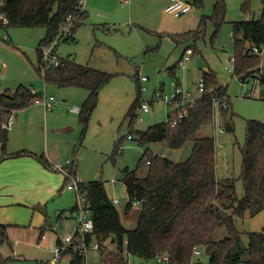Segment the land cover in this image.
Segmentation results:
<instances>
[{
	"label": "rangeland",
	"instance_id": "374dc122",
	"mask_svg": "<svg viewBox=\"0 0 264 264\" xmlns=\"http://www.w3.org/2000/svg\"><path fill=\"white\" fill-rule=\"evenodd\" d=\"M89 1L91 6L90 9L86 7L87 17L83 24L68 40H61L56 46L59 57H71L78 63L111 74L110 80L99 89L96 106L87 122H81L78 114L71 113L69 108H80L88 91L74 86L53 87L44 83L36 71V49L46 34L45 28L0 25V94L6 90L12 92L19 86L36 90L45 87L48 94L54 93L59 98L61 107L55 117L49 115L56 110L47 111V126L43 110L35 107L36 115L32 122L24 123L25 130L16 122L22 121L24 110L34 105L16 111L12 116L13 127L18 128H15V133L11 132L13 127L9 130L6 149L31 147L37 155H44L46 143L47 148L55 153L56 147H63L66 143L68 150L71 149L67 162L73 161L77 180L104 181L108 194L120 200L116 206L122 223L128 229L134 228L140 205L125 212L128 197L127 187L123 184L125 174L129 173L135 180L146 176L148 166H139L145 150L172 161H182L189 157L192 149L190 142L179 148H171L165 142L140 145L136 130H146L167 120V114L173 107L158 99V92L169 96L173 92L171 82L174 80L194 92L202 71L209 69L214 72L218 83L227 88V115L232 116L234 132L224 131L221 106L217 104L214 106L213 124L202 126L197 136L214 138L216 176L219 179L235 178V193L241 198V147L246 123L250 119L264 122V100L257 95L259 82L254 83L251 78L249 82H241L233 74L234 65L229 61L234 53L232 22L257 19L263 7L262 0H224V18L218 24L212 17L214 0H200V6L194 0H186L191 8L180 16L164 10L170 2L166 0H131L127 4L123 0ZM244 4L247 6L245 13ZM186 31L192 32L191 37L177 39ZM187 47L195 49L194 53L185 67L176 66L175 76H172L168 68L180 59ZM260 56L264 69V48ZM226 67H231L232 71ZM141 77L146 80L141 81ZM137 96L140 97L139 103H148L150 109L145 112L137 107L136 119L129 127L126 114ZM117 143L118 153L113 154ZM57 154L63 157L58 151ZM66 163L58 166H66ZM54 170L53 176L59 183L55 196L46 198L44 202L32 203L29 192L16 203L10 201L1 208L9 239L0 244V264H44L51 261L56 236L64 237L76 227V220L72 219L69 210L77 204L76 194L66 189L67 181L62 182L63 173L56 167ZM234 221L243 243L247 244L248 234L264 228V210ZM42 230L44 238L40 236ZM225 234V228L220 227L214 239H221ZM197 249L199 253L194 258L208 264L209 257L203 248ZM63 261L68 264L69 257Z\"/></svg>",
	"mask_w": 264,
	"mask_h": 264
},
{
	"label": "trees",
	"instance_id": "16d2710c",
	"mask_svg": "<svg viewBox=\"0 0 264 264\" xmlns=\"http://www.w3.org/2000/svg\"><path fill=\"white\" fill-rule=\"evenodd\" d=\"M193 2L201 5L200 0ZM262 2L263 7L257 19L232 22L233 74L241 82L256 78L259 83L264 84L260 56L264 48V0ZM77 3L78 0H2L0 13L7 19V23L0 19V25L45 28L46 34L36 49V71L44 83L86 89L88 94L78 116L81 122H87L96 106L98 91L110 80L111 74L77 63L71 57H60L61 65L45 68L44 74L40 70L41 47L57 36L68 15L76 13ZM242 8L245 13L246 4ZM224 12V0H214L212 17L217 24L223 21ZM85 18L84 11L82 22L75 29ZM191 35L192 32L181 33L177 39H186ZM254 47L259 50L258 53L253 52ZM176 66L177 63L168 68L172 76H175ZM201 78L204 81V93L198 99L196 107L190 109L188 116L180 123L173 125L164 121L146 130H136L140 145L165 142L171 148H179L190 142L192 149L189 157L182 161L153 155L148 150L142 153L139 166H148L146 176L140 179L145 189L127 188L129 199L125 203L127 212L132 208V199L142 200L134 228L128 229L122 223L120 211L112 202L104 181H80L79 189L89 203L94 223L87 242H98L103 262H123L128 252L133 257L145 260L166 255V264H203L198 258H194V251L203 248L209 257L208 264H264V228L248 234V242L244 244L234 221L235 218L253 216L264 210V122L250 119L246 123L245 140L241 147L240 178L243 194L239 198L235 193V178L219 179L216 176L214 138L210 135L197 136V131L202 126L213 124L215 101L219 105L223 100L229 103L227 88L218 83L211 70L202 71ZM174 81L178 84V80ZM34 98L30 89L21 86L12 92L6 90L0 94V161L7 157L29 154L25 151L7 152L8 131L2 128V124L15 111L32 105ZM139 100L140 97L137 96L127 111L129 127L136 119ZM227 110L228 108L221 107L223 129L225 132H234L232 116L227 115ZM170 113L167 114L168 118ZM118 150L117 143L113 154L118 153ZM36 157L49 167V162L42 155ZM73 166L71 162V171ZM128 175L126 173L124 179ZM220 227L225 228L226 234L215 240V232ZM7 240L6 227L0 224V244ZM69 255L71 264H83L82 258L76 253L70 252Z\"/></svg>",
	"mask_w": 264,
	"mask_h": 264
},
{
	"label": "built area",
	"instance_id": "2783aa9c",
	"mask_svg": "<svg viewBox=\"0 0 264 264\" xmlns=\"http://www.w3.org/2000/svg\"><path fill=\"white\" fill-rule=\"evenodd\" d=\"M85 0H78L76 13L70 14L66 17L64 23L61 25L59 33L57 36L47 44L41 47L42 57L40 60V70L41 74H44V69L48 67H55L61 65V58L57 55L56 46L59 41L64 38H69L75 29V26L78 23L82 22V13L84 10ZM2 4V0H0V5ZM191 8L190 3L184 2L182 0H170L169 4L166 6L165 11L174 16H180ZM0 19L3 23H7V19L3 17L0 13ZM253 52L258 53L259 50L254 47ZM193 50L188 47L185 49L184 53L177 61V65L181 67H185L186 62L190 59ZM229 61L233 64L234 58L231 56ZM228 70L232 71L231 67H226ZM254 83H257L258 80L256 78H251ZM141 81H145V77L140 78ZM250 78L244 80L243 82H249ZM173 86V92L168 96L166 93L158 92L156 96L158 99H161L169 106L173 108L170 109V117H167L166 122H170L171 124L180 123L184 118H186L189 114V110L196 107L198 99L204 93V81L200 77L194 92L188 91L181 86V84H176L175 81L171 82ZM253 88V87H251ZM259 98L264 100V84L259 83ZM31 94L35 95L32 104L41 106L45 111H51L55 109L59 105V98L52 94H47L44 89L38 91L34 88L30 89ZM219 105L218 102L215 101V105ZM221 107L228 108V103L223 100L220 103ZM140 111H149L150 105L146 102L139 104ZM72 112H79V108L77 106H72L70 109ZM12 116L8 118L6 122L2 124V128L9 131L12 126ZM222 130V129H221ZM223 131V130H222ZM128 138L131 136L127 133ZM57 168L63 173L66 189L73 190L76 194L77 204L75 206V219H76V227L73 231L59 239V242L55 244L53 248V257L51 261L45 264H64L63 259L69 257L68 264L70 263L71 257L69 255L70 252L76 253L78 256L82 258L83 264H166L167 257L166 255L155 258L154 260H145L142 258L133 257L130 253H126V260L123 262H103L101 260V254L99 249V244L97 241L87 242V237L92 234L94 229V223L92 219V211L90 209L89 203L86 198L83 196L82 192L79 189L80 181L77 180L76 176L70 169L69 166H57ZM114 181V180H113ZM128 197L127 200L128 201ZM114 204H118L119 200L114 198L112 200ZM142 200L132 199V207L140 205ZM195 254L199 253L196 249L194 251ZM133 258L139 260V262H135Z\"/></svg>",
	"mask_w": 264,
	"mask_h": 264
},
{
	"label": "crops",
	"instance_id": "0c3cea01",
	"mask_svg": "<svg viewBox=\"0 0 264 264\" xmlns=\"http://www.w3.org/2000/svg\"><path fill=\"white\" fill-rule=\"evenodd\" d=\"M130 1L131 0H123V3L127 4ZM169 1L170 0H166V2H169ZM182 1L188 3V1H186V0H182ZM85 4H86V6L84 5V10H85L86 17H87L86 7L90 9L91 3L89 0H87V2H85ZM85 19H84V21H85ZM75 31H76V29H75ZM186 32H188V31H186ZM183 33H185V32H183ZM184 51H185V49H184ZM184 51H183V53H184ZM193 53H194V50H193ZM84 65H86V64H84ZM261 69L264 73L262 63H261ZM204 71L208 72L210 70L206 69ZM178 84H180L179 81H178ZM51 85L53 87H58L54 84H51ZM43 89L47 93V89L45 87ZM38 91H41V90H38ZM51 94L54 95V93H51ZM257 95H259V89H258ZM37 106L38 105H34L33 107L27 108L26 110H24V114H25L24 119L22 121L19 119L18 121L20 123L16 122L17 125H20V127H23V130H25L24 129V123H26V121L32 122V120H33L32 117H34L36 115V110L34 108ZM39 107L44 112V123L47 126V119H48L47 111H45L41 106H39ZM60 109H61V107H60V100H59V105L55 109L51 110V112L55 111V110H56V112L50 114L49 116L55 117L56 114L60 113ZM70 109L71 108H69V111L71 113H75V114L79 113V112L78 113L72 112ZM228 109H229V105H228ZM31 110H35V111L31 112ZM13 114H12V116H13ZM13 123H14V120H12L11 128L13 127ZM15 128L17 129L18 126L13 127L11 132L13 131V133H15ZM66 148H67V150H66ZM56 150L58 152L62 153L63 157L61 155H58L57 151L55 153L51 148L48 149L47 143L44 146V155L42 154V156L46 159V161L49 162V167L46 165H43V163L37 159L36 156H41V155H37L38 153H36L34 151V149H32L31 147L20 148V147L12 146V148L10 150H7L8 153L25 151V152H29V154H23V155H19L16 157H7L6 159H3L2 161H0V224L4 225L6 227V235H7V223H5L3 221V215H2L3 212L1 209V208H3V206H6V204L10 201L13 203L14 202L16 203L17 199L22 198V196L24 194H28L29 192H31L29 200H31L32 203L41 202V201L44 202L46 200V198L48 200L51 196H55L56 193H58L59 183L55 179V177L53 176V172L56 171V170H54V168L55 167L57 168V166L60 165L61 163H66L67 161L70 160L69 156L71 154V149L68 150V147L66 146V143H65V146H63V147L58 146V147H56ZM71 162H73V161L67 162L66 166H69L71 164ZM53 164L55 165L54 167H52ZM72 172L76 176V173H75L76 171L74 169ZM56 177H58V176H56ZM58 179H59V177H58ZM62 182L64 184V182H65L64 178H63ZM18 184H21L22 186L18 187ZM111 198L114 199L117 197L111 196ZM117 199L119 200V198H117ZM74 206H75V204L73 206H71L69 209L72 219H75V209L72 210V208ZM129 211L130 210H128L127 213ZM43 232L44 231L42 230L40 236H42L44 238L45 235L43 234ZM7 239H9L8 235H7ZM59 239H60V237L56 236V238L54 240L55 244H57L59 242ZM47 262H49V261H47Z\"/></svg>",
	"mask_w": 264,
	"mask_h": 264
},
{
	"label": "water",
	"instance_id": "95a60500",
	"mask_svg": "<svg viewBox=\"0 0 264 264\" xmlns=\"http://www.w3.org/2000/svg\"><path fill=\"white\" fill-rule=\"evenodd\" d=\"M2 69V64L0 63V70ZM123 184L132 190H143L145 189L142 185L140 180H135L133 177L129 174L123 181Z\"/></svg>",
	"mask_w": 264,
	"mask_h": 264
}]
</instances>
